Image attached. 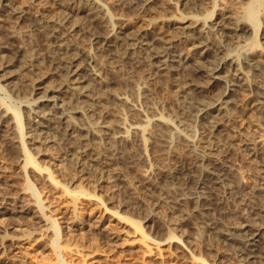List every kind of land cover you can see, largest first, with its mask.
Wrapping results in <instances>:
<instances>
[{
	"label": "bare ground",
	"instance_id": "bare-ground-1",
	"mask_svg": "<svg viewBox=\"0 0 264 264\" xmlns=\"http://www.w3.org/2000/svg\"><path fill=\"white\" fill-rule=\"evenodd\" d=\"M126 2L134 13V22L111 14L100 0H0L2 36L18 37L19 40L24 27L19 29L18 26L26 22L45 40L43 55L26 46L29 42L26 45L22 42L15 49L16 60L0 62V72L8 62L12 64L14 61L21 69L31 65L39 72L33 79L37 83L29 84L33 93L36 91L35 97H27L24 91L21 94L22 88L19 92L15 91L18 88L8 72L0 74V89L6 88L32 116V125L29 126L32 129L28 128L30 130L24 134L25 123L19 108L7 104L6 97L0 99V105L4 107L0 116L5 124H11V130L16 134L24 165H33L37 174L48 176L56 183L53 172L47 174L46 169H39L35 164L29 154L33 149L26 150L24 136L43 144L55 139L53 136L57 130L72 145L55 159L56 163H51V168L60 170L61 162H65L77 166L84 174L95 172L98 181L112 184L121 180L120 172L113 171L112 165L124 161V153L128 162L141 161L145 157L146 145L150 146L158 156L159 166L154 173L141 175L143 180L134 189L135 196L142 207L143 204L149 205L150 209L163 206L171 213L173 208L177 210V218L165 220V234L172 238V227L169 226L176 227L184 220L191 223L198 237L207 230L209 238L227 246L226 254L239 255L237 263L226 264H264V0L219 2L215 6L214 21L201 23L198 17L174 21L171 31L168 29L170 18L158 10L163 9L165 3L158 1L160 4L155 8L151 6L154 0ZM205 16L209 17V13ZM260 24L262 32L259 40ZM83 37L85 40L87 37L89 42H85ZM227 37L236 43L232 48L224 42ZM6 46L7 43L4 44L1 39L0 57L4 55L2 51ZM43 61H47L48 66ZM125 63L131 67L127 69H133V76H126L127 72L126 77L120 75L119 69ZM133 78L147 83L160 78L168 83L173 89L177 110L164 119L160 113L153 112L148 103L142 109L138 108L134 104L135 99L127 97L129 93L126 89L115 88L117 84L129 85ZM228 93L234 97L232 100ZM117 102L126 107L127 117L118 109ZM113 111L116 122L114 127H110L106 119ZM194 123L198 126L197 134ZM130 145L133 148L128 152L126 147ZM230 153L244 159L248 166L258 168L261 174L260 184L252 186L246 196L245 190L240 187L239 171L229 161ZM173 158L176 159L173 163L176 167V163L179 165L183 161L190 166V178L196 183V191L189 195L176 192L174 205L171 204L170 194L153 195L149 199L150 187L159 183L149 180L151 174H156L164 182L178 178V168H172ZM165 183L161 184L164 186ZM32 186L27 188L34 194ZM212 186L226 193H238L252 212L241 222L217 223L204 212L206 201L211 199ZM216 199L218 201V197ZM2 200H5L4 197ZM41 200L35 196L33 204L20 203L19 211L2 206L0 214L21 217L36 210V213L46 215ZM183 201L189 203L184 210L181 208ZM71 202L75 204L74 200ZM147 206L142 208L143 218H150L149 214H152ZM73 211H76L75 205ZM46 217L50 219L54 231L52 248L58 251L62 247L59 244L62 227L55 217ZM48 219L44 221L48 223ZM134 224L133 233L140 231L139 223L134 221ZM215 254L217 259L225 255L220 249H216Z\"/></svg>",
	"mask_w": 264,
	"mask_h": 264
},
{
	"label": "rangeland",
	"instance_id": "rangeland-1",
	"mask_svg": "<svg viewBox=\"0 0 264 264\" xmlns=\"http://www.w3.org/2000/svg\"><path fill=\"white\" fill-rule=\"evenodd\" d=\"M100 1L107 5L111 14L119 15L125 19L129 18L133 22L136 20L131 7H128L130 4H127L126 0ZM131 1L135 2L136 0ZM158 1L160 3H165V7L163 9L159 8L158 10L163 16L170 18L171 22L168 25L169 31L174 29L172 24L174 21H186L192 17H198L201 23L202 21L203 23H210L216 18V4L219 2H228V0H217L216 2H214V0H154L151 6L157 8V5L160 4ZM133 5L136 6V4ZM202 12L204 13L201 14ZM207 12L209 13V17L205 16ZM20 25H22V27ZM20 25L17 26L20 27L19 29H23L24 27L25 32L20 31L22 36L20 35L21 38L19 37V40L18 37L12 39V37H5L0 34V40L2 39L3 43H7L8 46H6L7 49L5 48L2 51L4 55L0 57L3 58V60L0 59V62H4L6 59L16 60L17 55L15 54V49L19 44H22V42L24 45L27 44L26 46L29 48L37 50L41 55L45 53V40L41 35L35 29H30V27L26 25V22ZM261 32L260 24L258 31L259 40L261 39ZM26 36H29V38L27 39ZM227 38H224V42L227 44L229 43V48H232L233 44L235 45L236 43L230 38H228L227 41ZM83 39L85 40V37H83ZM254 39H256V37H254ZM86 40L88 41L87 37ZM86 40L85 42H87ZM231 41L234 42L232 43ZM8 63L5 65L2 72L9 73L16 89L18 88L15 91L19 92L22 88L20 91L22 92L21 94L26 92L27 97H35L36 94L34 93H36V91L33 93L30 87L32 84L34 85L37 83V80H34L39 72L31 65H26V69H21L17 61L12 62V64L11 62ZM44 63V65L48 66L47 61ZM128 67L129 64L125 63L124 67H121V70L119 69L120 75L124 74L123 76H125V72H127L126 76L127 74L133 76V69H127ZM122 68L124 69L122 70ZM131 71L133 72L131 73ZM2 72H0V74ZM130 80L131 82L129 85L121 86L117 84L115 88L117 90L126 89L129 93L127 97L131 100L135 99L134 104H136L138 108L142 109L146 103H148L153 107V112L160 113L164 119L171 116L172 113L177 110V102L174 99L173 89L168 83L162 81V79L156 78L153 79V81L150 80L149 83L141 79L136 80L135 78ZM218 88L220 89V87ZM227 95L229 98L232 97L230 93ZM4 97H6L4 100L7 104L19 108L20 114L22 113V122L25 123L23 133L26 134L28 130L32 129V127H29L32 125V116L28 114L26 108H23V106L18 103V99H14V95L12 96L6 88L0 89V99ZM233 98L234 97H232L231 100ZM116 104H118V109L122 110L127 117L128 111L126 107L118 102ZM2 108L4 109L3 105H0V115L2 114ZM114 114L115 112L113 111L106 119L110 127H114L116 122ZM239 119H241V117ZM2 121L3 119L0 116V173H2L1 175L3 176V178L2 176L0 177V201H3L0 203V207L3 206V208L9 209L12 207L15 208V211H19V205L22 203L33 204L32 202H34L36 196L39 197L40 200L42 199L41 202L47 210L44 209V213L46 212V215L44 214L45 216L36 213V210H33L36 215L34 213H29L26 215L22 214L23 216L21 217L0 214V240L2 241V245H0V264H14L15 262L20 264H204V262L205 264H226V262H238L236 260L240 258L239 255H235V257L232 253L230 254L231 256L226 254L227 250L225 248L227 246L225 247V244L223 242V244H221V241H217V239L213 238V241L212 238H209L210 234L207 230L202 232L205 234L199 235L200 237H198L197 231L193 229L190 222L188 223L183 220L180 221L176 227L169 226V228L172 227L171 232L173 233V237H168L165 234V220L168 221L167 218L170 217H178L176 213L177 210L173 207V212L171 213L164 209L163 206H155L157 208L153 207V210L150 209L149 205L143 204V207L147 206L146 208H149L150 212L152 211L151 213L153 214H149L150 218H143V207L137 200L135 196L136 190L134 189H137L138 185L142 183L143 179L141 175L143 173H154L157 166H159V164L157 165L158 156L153 152L150 146L146 145L147 148L145 147L144 159L134 163L128 162L125 157L126 153H124L122 157L125 160L118 161L117 163L115 162L114 165H112L113 171L120 172L121 180H116L112 184H107L98 181L95 172H90L93 175H90L89 172L84 174V171L82 172L77 166L67 165L65 162H61L60 170H55L53 167L51 168V163H56L55 159L63 155L64 151L68 150L72 145L70 140H66L64 135L59 134L61 133L60 131L56 130V133H54L53 137L57 139L52 138L53 142L49 141L43 144L31 140L30 137L27 138L24 136L25 140H27L26 150L30 151L33 149L29 154L32 156L35 164L39 169H46V173L48 172L50 174L53 172L56 180L55 183L52 182L48 176L44 177V175L40 176L37 174V172H35L37 169L33 165H24L23 154L21 155L20 148L16 142V136H14L16 134L13 129L11 130L12 126H10V123L7 122L5 124V122ZM193 127L197 134L198 126L195 124ZM62 137L65 139L63 138L64 140H61ZM59 138L60 140L58 141ZM131 147L132 145L126 147L128 152L132 150ZM229 156V161H232L239 171L240 187L245 190L246 196V193L250 191L252 186L260 184L261 174L258 168L248 166V163L246 164L245 160L239 158L236 154L230 153ZM175 160L174 158L171 160L172 164H175ZM174 164L172 167L173 169L176 167ZM176 165V168H178L177 171H179L178 178L176 177V179L170 180L171 182L168 180L165 181L168 183L160 181L156 174H151V176H149L150 181H154V183L159 181L160 183H158V186L155 185L150 187V192L148 194L149 199L153 195L163 193V195L170 194L171 196L169 195V198L172 199L171 204L174 205L173 201L178 192L184 193L183 195H189V193L194 190L196 191V183L190 178L192 173L190 166L184 161L180 162L179 165L176 163ZM48 180H50V182ZM2 182L4 183L3 185ZM6 183L7 186L5 185ZM161 183H165L166 185L163 186ZM30 185H33L32 187L35 190L34 194L27 188ZM162 187L163 190L161 189ZM164 187L165 189L167 187V189L171 188L172 190L170 189V191L168 189V191L166 189L165 192ZM220 190L222 189L212 186L211 195H209V199L210 197L211 199L206 201V207H204V212L206 211L205 213L213 218L214 221L226 225L233 222H241L252 212L250 206L243 202L238 193L236 194L233 191L226 193L223 190L220 192ZM173 191H175V193H173ZM173 194L174 196H172ZM216 196L218 197V201ZM3 197L5 200H2ZM73 200L75 201L73 205L76 206L75 212L73 211L71 202ZM185 202L187 204H184ZM183 204L185 207H183ZM181 205L183 210L189 207L188 201H183ZM33 209L36 208L33 207ZM17 213L21 215V213ZM156 215L157 217H155ZM46 216L50 218L55 217L59 226L62 227V229L59 230V240L61 239L59 244L61 243L60 247H62L58 250L62 251L59 253L52 248L51 240L54 238V231L50 219ZM44 217L46 220L48 219V223L44 221ZM134 221L136 224L139 223L141 234L139 230H137L139 231L138 233L137 231L133 233L135 229L133 227L135 225ZM66 222L69 225L66 224ZM132 224L134 225L132 226ZM141 237H144V240ZM63 245L66 248H64ZM182 248L185 250L183 251ZM216 249H220L223 255H225L218 259L215 258ZM201 260L203 261L202 263L200 262ZM248 264L255 263L250 262Z\"/></svg>",
	"mask_w": 264,
	"mask_h": 264
}]
</instances>
